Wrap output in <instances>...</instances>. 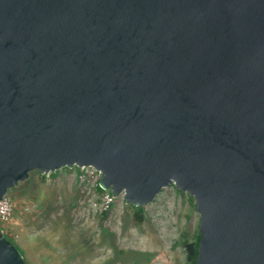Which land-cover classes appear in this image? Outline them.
<instances>
[{
    "label": "water",
    "instance_id": "1",
    "mask_svg": "<svg viewBox=\"0 0 264 264\" xmlns=\"http://www.w3.org/2000/svg\"><path fill=\"white\" fill-rule=\"evenodd\" d=\"M74 166L192 196L196 264H264V0H0V199Z\"/></svg>",
    "mask_w": 264,
    "mask_h": 264
},
{
    "label": "rangeland",
    "instance_id": "2",
    "mask_svg": "<svg viewBox=\"0 0 264 264\" xmlns=\"http://www.w3.org/2000/svg\"><path fill=\"white\" fill-rule=\"evenodd\" d=\"M73 170L58 169L44 180L32 171L7 191L15 215L0 227L27 264H186L183 242L195 240L199 228L192 196L171 185L150 204L133 206L120 195L103 216Z\"/></svg>",
    "mask_w": 264,
    "mask_h": 264
},
{
    "label": "built area",
    "instance_id": "3",
    "mask_svg": "<svg viewBox=\"0 0 264 264\" xmlns=\"http://www.w3.org/2000/svg\"><path fill=\"white\" fill-rule=\"evenodd\" d=\"M76 167V166H74ZM73 168H71L72 170ZM70 170V171H71ZM75 177L81 181L86 182L89 186L88 189V203L89 205L100 214L108 211L114 204L115 197L111 194L110 190H102L97 193L98 181L101 178L100 170L93 166H81L76 167L73 170ZM50 174H46L45 177H49ZM26 205L24 210H28ZM15 215L14 202L11 195L7 193L0 199V222L10 223Z\"/></svg>",
    "mask_w": 264,
    "mask_h": 264
},
{
    "label": "trees",
    "instance_id": "4",
    "mask_svg": "<svg viewBox=\"0 0 264 264\" xmlns=\"http://www.w3.org/2000/svg\"><path fill=\"white\" fill-rule=\"evenodd\" d=\"M68 170H71V169H68ZM40 177L42 180H44L45 175H40ZM98 189L102 190L99 186H98ZM105 213L106 212L103 213V216H105ZM134 216L138 222H141L144 218L143 214H141V213H136V214H134ZM5 237L12 242L13 239L11 238L10 235L9 236L5 235ZM199 239H200V235L197 231L196 236H195V240H192V241L191 240H185L183 242L184 249L186 250V264H196Z\"/></svg>",
    "mask_w": 264,
    "mask_h": 264
},
{
    "label": "crops",
    "instance_id": "5",
    "mask_svg": "<svg viewBox=\"0 0 264 264\" xmlns=\"http://www.w3.org/2000/svg\"><path fill=\"white\" fill-rule=\"evenodd\" d=\"M69 172H70V170H69Z\"/></svg>",
    "mask_w": 264,
    "mask_h": 264
}]
</instances>
